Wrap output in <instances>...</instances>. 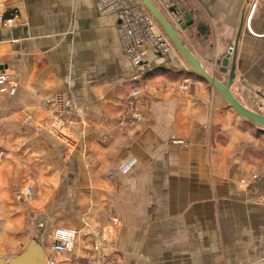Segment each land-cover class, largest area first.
<instances>
[{
  "label": "crops",
  "instance_id": "0c3cea01",
  "mask_svg": "<svg viewBox=\"0 0 264 264\" xmlns=\"http://www.w3.org/2000/svg\"><path fill=\"white\" fill-rule=\"evenodd\" d=\"M154 2L161 11L163 5L181 4L194 23L184 30L185 39L179 31L183 42L200 61L216 62L235 41L245 0H159L161 6ZM95 3L0 0V13L15 16L10 26L0 23V69L10 75L8 83H0V186H5L1 195L13 197L12 188L30 179L38 194L44 195L40 204L34 201L32 206L39 208L57 194L66 174L76 179L75 193L120 191L116 205L76 201L79 218L72 223L78 230L76 245L72 252L57 256L58 264L82 260L89 264L91 236L109 228L116 245L105 264H264V201L255 200L264 195V170L244 186L238 182L248 173L251 148L257 145L243 126L252 122L222 98L220 107L213 108L219 123L212 128L228 142L225 147L212 143L217 168L225 170L212 184L205 182L208 163L204 167L200 134L191 128L196 123L183 112L195 114L201 106L198 99L184 103L178 94V100L168 103L162 93L158 102L144 103L143 119L136 127L119 125L124 123L119 115L134 68L124 55L117 16L100 14ZM246 6L233 80L246 99L234 92V84L231 91L259 112L250 103L264 102V0H249ZM149 47L144 60L150 68L145 70L147 78L166 72L180 77L182 69L172 54L153 55V46ZM186 71L184 77L194 78L193 70ZM209 72L221 80L227 75L221 78ZM111 113L119 188H92L93 180L102 183L103 176L94 165L105 164L106 147H114V139L105 136ZM53 118L61 123L45 124ZM65 122L71 127L67 131ZM70 129L81 133L76 152L66 141ZM255 130L264 128L256 125ZM170 133L187 137L189 146L170 144ZM92 149L95 155L90 157L87 152ZM83 164L93 166L86 172ZM15 200L19 204L9 203L15 225L10 231L13 243L6 247L16 249L23 241L26 202ZM99 207L105 213L101 220L94 212Z\"/></svg>",
  "mask_w": 264,
  "mask_h": 264
},
{
  "label": "rangeland",
  "instance_id": "374dc122",
  "mask_svg": "<svg viewBox=\"0 0 264 264\" xmlns=\"http://www.w3.org/2000/svg\"><path fill=\"white\" fill-rule=\"evenodd\" d=\"M133 1L135 2L136 0H133ZM134 2H131V4H133ZM157 2L159 3V5L161 4V2H159V0H157ZM95 7H96L97 11H99L100 14H102V15L103 14H115V13H104L101 10H98L99 8H98L97 2L95 3ZM139 7H142V5ZM161 9H163L162 11H164V14L165 13L168 14L169 17L166 14L165 15L167 16V18L172 23H174L176 25V27L179 26L174 22L173 15H171V13H169V11L164 7V5L161 6ZM152 23L153 24L155 23L154 24V29L156 30L155 32L160 34L161 38L163 40H165L166 45L168 46L167 47L168 48L167 53L172 54L175 57V61L178 63L179 68L182 69V71L180 73H178L180 75V77H176V76L172 77L169 74V72H166L165 74L153 75V76H150L149 78H147L145 70H147L149 68V66H144V64L142 66H139V65L135 64L134 59L140 58L135 53V49H134L135 47L131 48V52L134 54L133 59L128 54H126L125 49L123 47L124 55H126L129 62L133 65L134 69H133V73H132V75H133L132 79L129 83L130 88L128 87V93H127L126 97H124L125 101L123 104L125 106H123V111L119 115L120 118L124 120V123L121 121L119 125H121V124L126 125L127 124L131 127H136V125L138 123H140L143 119L142 108L145 106L144 103L145 102L146 103L158 102V100H159L158 98L161 97L162 93L165 95V99L168 103L172 102V100H174V99L178 100L179 99L178 94L181 95L182 102H184V103H187L190 100L198 99L200 101L201 106H200V109L198 111H196L195 114H192L191 110H184L183 112H184V114H188L190 117H193V123H196V126H191V128L193 129V133H195V134L199 133L200 134V138H201L200 144L202 145L201 149H202V158L204 159V167H206V165H207L206 160L208 163L206 172L209 175V178H208L207 174L205 173V169H204L205 182H206V184L207 183L212 184L213 182H215L218 179V175L222 178L223 173H225L224 169H221V168L218 169L217 168L215 161L218 158L216 157V155H213V157H212L211 151H210V149L212 147V143H214L215 141L217 143H223L224 147L226 146V144L228 142V141L226 142V139L224 138L223 133L222 134H216L214 128H212V124L219 123V121L214 118V116H217L218 114L215 113L216 110H213V108L216 109V107H217V109H218V107H220L219 103H222L221 102V96L217 93V91L212 86L210 87L207 83L200 80L196 76L193 75L194 78L183 76V74H185L187 72L186 70L189 69L191 71V70H193V68H191L188 65L185 58L176 51L171 40L167 38V36L164 34L163 30L161 29L159 24H157L155 19ZM177 31H178V33L180 31V33L182 34V36L184 38V36H185L184 30L181 29L180 26H179V29L177 27ZM119 32H120V30H119ZM139 46H141V45H139ZM228 47L231 48L232 45H229ZM150 50H151V47L146 46L139 53L140 55H142L141 58L146 59L145 53L149 52ZM162 54L164 55V53H162ZM147 61H149V60L147 59ZM201 63L205 68H208L207 70L214 72L218 76H221V78H224L225 73H227V72L222 73L220 71V69L218 68L219 64H217V61L215 62V60H210V61L203 60V61H201ZM150 67H153V65H150ZM139 75H140V77H139ZM9 80H10V75H9L8 81L5 83H8ZM234 83L237 84L236 82L233 81V84ZM233 89H234L235 93H237L243 99H246L244 94H243V90H240L241 88L239 89V87H237L235 85L233 87ZM222 100H223V98H222ZM254 104L255 105L250 103V106L252 108L259 109V112L264 113V102L263 101L260 104H258L256 101ZM227 110H230V112H232V110L230 108H228ZM224 111H226V110H224ZM218 113L221 114V111L218 110ZM107 118L108 119L106 121L108 122L107 123L108 127L105 128V136L107 135L108 138L110 137L109 138L110 140L114 139V145L112 144V146H114V147H106L105 157L107 159V162L105 164L94 165L102 171L103 174H101V175H103V176H102V183H98L97 180L96 181L93 180V184H96V186H92V188H96V187L100 188L102 186L109 187V188H119V180H117L118 178L114 175V173H116V169L118 171V163L115 160V158H117V146H116V131H115L114 113H111L110 116H108ZM204 120H206L207 122L203 123V124H198L199 122H204ZM59 122L60 121L57 118H53L49 122L46 121L45 124L51 123L50 125L54 126V125H58ZM45 124L43 126H45ZM69 124L67 122H65L66 127H63V128H65V130L63 129L64 131H67V129L71 128L69 126ZM243 126L245 127L246 130H248L251 133L252 136L255 137V139L257 141V145L255 146V148H251L252 149L251 154L250 155L248 154L250 157L249 158L250 169L248 170V173L246 175H243V177L238 180V182L241 186H244L246 183L249 182V180L253 179L254 177H257V174H259V171L264 170V131H262V130L256 131L255 130L256 125L254 123L249 124V125L247 123H243ZM257 126H259V125H257ZM59 129L53 130V131H59ZM69 131L72 132L71 135L69 133H66V134H69L71 139L66 138V141L69 143L68 145H69L70 149H72L73 152H76L77 151V148H76L77 140L78 141L80 140L81 133H80V131L73 132L71 129ZM58 137L61 139L62 135L58 136ZM168 138H169L168 141L170 144L179 145V146L183 145L185 147L189 146L188 138L185 136H183L181 138L176 133H170ZM106 140H105V143L107 142ZM175 141H178L179 143H175ZM236 147H238V145H236ZM87 153L90 157L95 155L93 149L91 151L88 150ZM79 154H80V156H84V157L87 156L86 153L83 155L82 152H79ZM0 157H1V152H0ZM111 159H114V161H111ZM0 160H1V158H0ZM0 163H1V161H0ZM131 164H132V162H131ZM92 166H93V164H92ZM92 166L87 165V164H83L82 167H84L86 172H88L89 167H92ZM129 166H130V163L126 162V165H125L126 168L125 169H128ZM112 171H114V172H113V175L111 176V175H109V173ZM104 180H105V183H104ZM29 181H30V179L26 178V180L22 184H19V185L17 184V186L13 187L12 192H11V194L12 193L14 194V195L12 194L13 197H4L5 194L1 195L2 191H4L5 186L4 185L0 186V252L2 251L1 248L3 246L4 247L10 246L8 244L13 243L12 238L14 235L11 234L10 231H12L15 228L14 227L15 225H12L13 221H14V217L12 216V213H10V209H12V207L9 203H12V205L17 204V203L19 204V202H16L15 198L17 199V197H18L17 193H21L22 188H28V189L32 188V190H33V192H32L33 196L31 198V200L26 201V204L30 207H32L35 202L40 204L39 200H40V198H43V196H44V195H39L38 194L39 191L37 189H35L34 184H32V182H29ZM40 188H42V187H40ZM34 189H35V191H34ZM85 193L87 194V197L83 198L82 196ZM74 194H75L74 199L72 200V204H71V205H73L74 211L71 212V214L63 215L64 220H62V222L57 220L55 222L53 228H52L51 233L58 226L64 225V226H71L72 227V225H73L72 223L75 222L77 218H79L75 214V209H76L75 207L78 206L76 201L78 202V200L82 202L86 199V203L90 204V205L102 204V205L108 206V204H111V205L112 204H114V205L120 204V191L119 190L77 192ZM77 195L81 196V197L77 198ZM14 196H16V197H14ZM261 196H264V195L259 194V197H261ZM259 197H258V199L255 198L256 203L264 201V197H261V198H259ZM43 199L41 202L45 201ZM49 200L50 199H48L45 203H47ZM24 203H25V201H24ZM25 205H23V206H25ZM20 206H21V204H20ZM94 212L95 213L97 212L96 214L94 213L95 217L99 218L100 220L105 215V213L103 214L101 212L100 207H99V209H96V211H94ZM119 213H121V211ZM63 218H61V219H63ZM24 223H25V217H24ZM25 237H26L25 234H23L21 236L23 241L21 242L20 245H18L19 240H18V242H16V245H18V247L16 246V249H19V247H21L23 245V242L26 240ZM90 248H91V246H90ZM57 261L60 262L59 258H57ZM77 264H87V262L85 260H82V261H79V263H77ZM89 264H90V261H89Z\"/></svg>",
  "mask_w": 264,
  "mask_h": 264
},
{
  "label": "water",
  "instance_id": "95a60500",
  "mask_svg": "<svg viewBox=\"0 0 264 264\" xmlns=\"http://www.w3.org/2000/svg\"><path fill=\"white\" fill-rule=\"evenodd\" d=\"M140 2L150 12L157 24H159L167 38L171 40L176 51L193 68L195 76L210 87L212 86L227 105L241 117L243 116L248 121L264 128V113L250 109L242 101L240 102L231 91L236 74V46L238 44L239 33L243 27V16L249 0H245L244 2V7L239 18V26L235 35L236 38L232 47H229L225 55L217 61L220 71L222 73L227 72L225 80L218 79L202 65L200 59L183 42L176 25L166 17L164 12L158 9L154 0H140ZM166 9L173 15L174 22L181 29L186 30L194 24L189 12L181 4L178 6H168ZM156 54L163 55L159 52ZM144 63L146 62H140L139 64ZM75 189L76 179L71 174H66L62 177L60 187L56 192L57 194L47 203L39 208H32L26 204L23 208L26 240L19 249L11 247L3 249L0 252V264H50L49 245L54 242L51 231L57 220L63 218V215L71 214L74 211L71 204L74 199Z\"/></svg>",
  "mask_w": 264,
  "mask_h": 264
},
{
  "label": "built area",
  "instance_id": "2783aa9c",
  "mask_svg": "<svg viewBox=\"0 0 264 264\" xmlns=\"http://www.w3.org/2000/svg\"><path fill=\"white\" fill-rule=\"evenodd\" d=\"M139 1V2H138ZM96 0L98 4V10H101L104 13H115L117 15V21L120 30V38L123 42V47L126 54H128L132 59L134 54L131 52V48L135 47V53L140 58L134 59L135 64L144 62L145 59H142L139 53L147 46H153L152 53H167L168 46L166 45L165 40L161 38V35L155 31L148 33L151 30V27L154 28V25L151 24L146 17V11L144 7L141 6L140 0ZM131 2H134L131 4ZM151 16V15H150ZM151 19L153 20L152 16ZM15 21V16L9 17L3 13H0V23L2 25H12ZM154 21V20H153ZM155 30V29H154ZM122 33V36H121ZM149 44V45H148ZM141 45V46H139ZM152 68V67H151ZM140 77V75H139ZM9 79V75L0 69V83H5ZM113 172H110L109 175H113ZM25 192V193H23ZM32 188H22L21 193L18 194V198L21 200L30 201L33 194ZM78 230L71 226H58L52 232L53 243L49 245V263L58 264L57 256L64 255V253H70L73 251L77 241ZM115 233L111 228L103 229L97 231L91 236V253L90 264H105V259L109 255L113 254L115 251L116 245Z\"/></svg>",
  "mask_w": 264,
  "mask_h": 264
},
{
  "label": "bare ground",
  "instance_id": "6f19581e",
  "mask_svg": "<svg viewBox=\"0 0 264 264\" xmlns=\"http://www.w3.org/2000/svg\"><path fill=\"white\" fill-rule=\"evenodd\" d=\"M143 6V5H142ZM145 9V8H144ZM145 11H146V17H147V20H149L150 22H151V24H153L152 22H153V20H154V18H153V16L150 14V12L147 10V9H145ZM152 16V18H153V20L151 19V16ZM155 24V23H154ZM153 24V25H154ZM151 31H156V30H154V28L153 27H151V30H149L148 31V33H152ZM120 33V32H119ZM121 36H122V33H121ZM149 45V44H148ZM257 125V124H256ZM175 143H179L178 141H175ZM23 193H25V192H23Z\"/></svg>",
  "mask_w": 264,
  "mask_h": 264
},
{
  "label": "trees",
  "instance_id": "16d2710c",
  "mask_svg": "<svg viewBox=\"0 0 264 264\" xmlns=\"http://www.w3.org/2000/svg\"><path fill=\"white\" fill-rule=\"evenodd\" d=\"M0 152H1V149H0Z\"/></svg>",
  "mask_w": 264,
  "mask_h": 264
}]
</instances>
